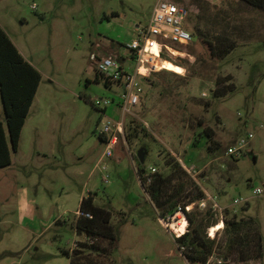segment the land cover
Instances as JSON below:
<instances>
[{"label": "rangeland", "instance_id": "obj_1", "mask_svg": "<svg viewBox=\"0 0 264 264\" xmlns=\"http://www.w3.org/2000/svg\"><path fill=\"white\" fill-rule=\"evenodd\" d=\"M156 1L0 0V26L40 73L18 148L10 150L11 163L0 167V264H70L63 251L85 241L73 220L81 197L89 194L111 212L117 234L114 245L101 240V252L82 250L94 264H189L174 241L176 224H162L139 172L152 166L168 173V155L185 173L188 166L196 169L179 171L169 189L182 184V193L191 195L192 179L220 206L247 198L217 213L223 228L215 232L212 263L264 264V257L240 261L239 248L228 249L225 235L231 219L251 217L264 253V9L242 0H205L204 27L236 46L218 59L193 38L177 47L179 64L159 59L146 79L139 78V103L126 114L112 155L102 156L100 130L120 119L122 88L105 84L90 55L125 59L133 71L126 45L137 37V25H147ZM178 3L194 18L192 0ZM227 74L235 88L212 97L216 77ZM97 100L108 101L104 113ZM0 118L5 122L3 110ZM205 128L212 129L211 137ZM249 133L253 137L238 159L225 153ZM143 146L148 151L139 163ZM256 188L262 192L255 194ZM182 216L172 221L182 224Z\"/></svg>", "mask_w": 264, "mask_h": 264}, {"label": "trees", "instance_id": "obj_2", "mask_svg": "<svg viewBox=\"0 0 264 264\" xmlns=\"http://www.w3.org/2000/svg\"><path fill=\"white\" fill-rule=\"evenodd\" d=\"M174 1L178 3L182 0ZM242 1L264 9V0ZM192 3L198 8V12L193 15L194 18L188 14L186 28L191 33L192 38L202 40L207 44L213 57L224 58L236 46V41L226 35L219 36L213 32L210 33L207 27L202 24L208 11V3L205 0H192ZM179 46L185 45L160 41L155 52L160 57L179 64L174 61V57L177 56L175 53L180 54L177 49ZM96 73L99 72L96 70ZM102 77L106 85L110 84L103 75ZM142 79L146 78L142 77ZM230 79L229 74L218 75L214 81L215 87L211 89V96L219 97L233 90L235 84L233 81L228 82ZM39 82V71L22 56L0 26V116L2 110L5 116V122L0 118V167L11 163L10 150L16 151L18 148L21 129ZM203 131L207 137L213 135L210 128H205ZM99 137L104 141L103 135L99 134ZM143 148L148 151L146 146ZM164 164L169 168L166 174L156 171L153 173L145 172L144 167H139V172L143 175L142 182L146 185L149 199L159 218H167L179 208L184 212L188 223L187 228L182 234L175 236L174 241L189 264H205L210 257H213L217 246V235L210 237L207 229L217 223L218 212H213L209 206L199 207L198 202L205 197V194L192 179L190 183L194 192L191 195L182 193V184H179L175 189H169L172 179L176 178L179 171L183 174L187 172L185 173L179 161L172 155H168ZM147 177H150L149 182H147ZM185 198L187 199L185 200ZM189 204H193V206L186 210V206ZM243 208L247 209V206ZM78 211L81 214L77 215L76 213L73 227L78 235L84 236L85 241L80 242L78 248L63 252L68 257L70 264H94L95 260L90 258L88 252L85 253L82 250L85 248L89 251L101 252V240H107L114 245L117 234L110 223L111 212L95 205L91 194L81 197ZM85 213H88L90 217L84 216ZM215 229L216 227L211 229L212 234ZM225 235L228 249L239 248L236 250L240 261L263 259L261 235L253 218L231 219L225 228Z\"/></svg>", "mask_w": 264, "mask_h": 264}, {"label": "built area", "instance_id": "obj_3", "mask_svg": "<svg viewBox=\"0 0 264 264\" xmlns=\"http://www.w3.org/2000/svg\"><path fill=\"white\" fill-rule=\"evenodd\" d=\"M188 14L187 7L174 0H157L155 2L147 25L143 27L137 25L135 28L137 31V37L126 45V48L131 53V60L134 62L133 71L127 70L123 62H121L116 56L108 55L97 59L94 54L90 55V60H96V70L103 75L107 81L110 83H117L122 88L120 100L118 102L121 109L120 119L106 122L100 130V134L104 136V142L106 143V148L102 156L109 157L112 155V148L116 145L118 136L123 135L124 133L126 114H131L132 109L139 103V78L147 76L150 71L156 69L157 61L163 59L155 52V48L159 45V42L168 41L179 45H187L192 42V35L186 28ZM202 96H205V93H202ZM107 103V100H97L94 104L97 107H100V104H102L101 107L103 108L100 109L101 113H104ZM252 137L253 134L249 133L247 138H240L234 144L228 146L225 153L231 157L239 158L242 155L247 140ZM102 168L104 169L105 166H102ZM148 170L149 173H153L156 171V168L150 166ZM185 170L189 174L196 172L193 165L188 166ZM149 181L150 177H147V182ZM253 192L255 194H260L262 191L260 188H256ZM245 201H247V198L239 197L233 199L229 205L220 206L214 197L206 194L205 197L198 202V205L200 208L209 206L213 212H222L228 206ZM192 206L193 204L187 205L186 210L191 209ZM78 214L81 213L77 211V215ZM178 214L184 215V212L179 208L173 215L167 218H160V220L162 224L167 227L173 223L172 218L177 217ZM84 216L90 217L88 213H85ZM220 217L219 223L210 227L208 231L210 237H214L216 234L215 232L219 228H223V218L222 216ZM187 224L186 221L183 229L184 231L187 228ZM214 227H216V229L212 234L211 229ZM184 231L178 232L175 228L174 235L177 237ZM212 258L213 257H210L205 264H214L212 263ZM221 263V259L216 260V264Z\"/></svg>", "mask_w": 264, "mask_h": 264}, {"label": "water", "instance_id": "obj_4", "mask_svg": "<svg viewBox=\"0 0 264 264\" xmlns=\"http://www.w3.org/2000/svg\"><path fill=\"white\" fill-rule=\"evenodd\" d=\"M146 150L143 147H140L137 150L136 156L138 158L139 163H143L145 160Z\"/></svg>", "mask_w": 264, "mask_h": 264}, {"label": "bare ground", "instance_id": "obj_5", "mask_svg": "<svg viewBox=\"0 0 264 264\" xmlns=\"http://www.w3.org/2000/svg\"><path fill=\"white\" fill-rule=\"evenodd\" d=\"M159 68H162V67H159ZM183 221H187L186 220V217H182V224L179 222V221H174L173 223H175L176 225H177V227H176V230L178 229V232L179 231H182V227H183ZM172 224V223H171ZM218 227H220V226H218ZM184 231V230H183Z\"/></svg>", "mask_w": 264, "mask_h": 264}, {"label": "crops", "instance_id": "obj_6", "mask_svg": "<svg viewBox=\"0 0 264 264\" xmlns=\"http://www.w3.org/2000/svg\"><path fill=\"white\" fill-rule=\"evenodd\" d=\"M12 41V40H11ZM15 45V44H14ZM16 46V45H15ZM17 47V46H16ZM18 49V48H17ZM19 50V49H18ZM19 52H20V50H19ZM21 53V52H20ZM22 54V53H21ZM22 56H23V54H22ZM24 57V56H23ZM25 58V57H24ZM26 59V58H25ZM27 60V59H26ZM164 60V59H163ZM123 64H124V66H125V59H123ZM34 100V99H33ZM32 103H33V101H32ZM32 105V104H31ZM30 108H31V106H30ZM30 108H29V110H30ZM28 113H29V111H28ZM26 120V119H25ZM25 123V122H24ZM24 125V124H23ZM23 128V127H22ZM22 130V129H21Z\"/></svg>", "mask_w": 264, "mask_h": 264}]
</instances>
